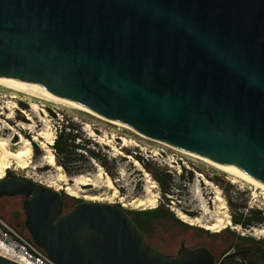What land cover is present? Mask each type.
Wrapping results in <instances>:
<instances>
[{
    "label": "water",
    "instance_id": "1",
    "mask_svg": "<svg viewBox=\"0 0 264 264\" xmlns=\"http://www.w3.org/2000/svg\"><path fill=\"white\" fill-rule=\"evenodd\" d=\"M0 80L264 183V0H0ZM15 197L55 264H216L204 246L154 247L116 204L65 212L51 187L0 180ZM0 264L19 255L0 246Z\"/></svg>",
    "mask_w": 264,
    "mask_h": 264
},
{
    "label": "rangeland",
    "instance_id": "2",
    "mask_svg": "<svg viewBox=\"0 0 264 264\" xmlns=\"http://www.w3.org/2000/svg\"><path fill=\"white\" fill-rule=\"evenodd\" d=\"M34 103L38 108L34 109ZM66 119L79 126L90 148L106 156V166L85 154L86 158L76 156L77 162L66 169L56 156V142L51 147L56 164L54 167L47 164V153L41 146L45 139L40 133L55 134L57 140ZM22 136L33 145L28 161L30 165L23 169L14 158L0 151V164L3 166L0 165V180L7 177L33 180L51 187L63 195L65 212L86 201L116 204L132 213L152 245L171 256L178 255L183 245L190 248L204 246L214 253L216 264L240 263L244 256L255 264H264V235L256 234V230L264 231V225L245 229L234 223V217L246 215L248 211H258L264 216V191L261 188L225 173L183 149L148 138L137 130L0 84V139L9 142L11 150L17 152L24 147ZM124 138L138 146L125 147ZM136 161L141 167L136 165ZM170 165L175 167V171ZM170 169L173 174L168 171ZM101 172L104 178L99 177ZM61 173L65 175L68 186L60 182ZM166 174L172 183H168V177H165L166 182L163 181ZM81 176L89 177L92 185L74 189L78 195L71 196L66 187H73ZM109 177L114 183L112 189L107 184ZM149 180L156 185L153 195L147 192ZM162 182L170 187L171 192L165 193ZM218 190L228 206L231 227L216 233L181 219L180 212L192 220L200 218L204 224H215L219 216L225 217L227 222L226 211L220 210V202L216 200ZM147 196L158 200L155 209L153 206L140 208L134 205L138 199H148ZM23 201V197L0 199V218L25 233L22 230L25 229Z\"/></svg>",
    "mask_w": 264,
    "mask_h": 264
},
{
    "label": "bare ground",
    "instance_id": "3",
    "mask_svg": "<svg viewBox=\"0 0 264 264\" xmlns=\"http://www.w3.org/2000/svg\"><path fill=\"white\" fill-rule=\"evenodd\" d=\"M0 84L8 87L9 89H13V90H15L17 92H21V93H24L26 95L33 96L35 98L44 99V100H47L49 102H54V103H56L58 105H67V106L69 105L66 102L58 99L55 96L46 94L44 92H41V91H39L37 89H34L32 87H29V86H25V85H21V84H17V83H12V82H6V81H3V80H0ZM69 106H72V105H69ZM33 107H34V109H36V108H38V105L36 103H34ZM75 108H77V107H75ZM80 110H82V109H80ZM86 112L90 113L92 115H95L96 117H100L101 119H104V120H106L108 122H111V123H114V124H118L120 126H124V127L131 128V129L135 130L134 128H132V127H130L128 125H125V124H122V123L107 119V118H105V117H103L101 115H98V114H95V113H92V112H89V111H86ZM40 136L44 137V139H45V141L41 142V146H42L43 150H45L46 153H47V155L45 157V160H46L48 165L54 167L55 164H56V158H55L54 153L52 152L51 147L56 142V135L55 134H49V133H46V132H41ZM22 143H23L24 147L22 149L18 150L17 152H13L11 150V148H10V143L0 139V151H2L6 155L11 156L12 158H14L18 162V164L20 165L21 168L27 169L29 167V165H30L28 161H29L30 156L32 155V146L33 145L31 143V141L26 140L23 136H22ZM166 144L171 145L169 143H166ZM132 145L138 146V144L135 143L134 141L129 140L128 138H124V146L125 147L126 146H132ZM171 146H174V145H171ZM187 152L191 156H193V157H195L197 159L203 160L206 163H209V164L213 165L214 167H216L217 169H219V170H221V171H223L225 173H230L231 175H234L236 178H239L242 181L245 180V181L251 183V185H254L257 188H261L264 191V183L262 181L258 180L257 178L253 177L251 174H249L244 169L238 168V167H233V166H228V165H225V164H221V163L215 162V161H213L211 159H208L206 157H203L201 155H198V154H195V153H192V152H189V151H187ZM136 165L141 167V164L138 161H136ZM4 166H6V163H5ZM7 166H9V165H7ZM1 167H3V166L1 165ZM102 172H101V174L99 176L100 178H104V175L102 174ZM146 176L150 179L148 173L146 174ZM59 180H60V182L65 183L66 186H68L67 185V179L65 178V175L63 173L60 174ZM90 182H92V180L89 177L81 176V177H79V178H77L75 180V185L73 187H70V186L66 187V191L71 196H77L78 193L74 189L80 190V186H85V185H90V184L92 185V183H90ZM206 182L209 184V182L207 180H206ZM107 184H108V187L110 189L114 188V183L112 182V179H110V177L108 178ZM148 184H150V186L148 187V191L147 192L149 193V195H153V190L156 189V185L154 184V182H151L150 180H149ZM115 196L117 197V194H115ZM147 197H149V196H147ZM216 200L220 202V206H219L220 210L221 211L222 210L226 211L225 212L227 214L226 217H227V219L229 218L227 220V222L224 219L225 217L219 216L215 224H204L202 222V219L198 218L196 220H192L188 215H186L185 213L180 212L179 214H180L181 219L191 221L192 225L199 224L200 227L204 228L207 231H214L216 233H220L222 231H225L227 228L232 226V222L230 220L229 214L227 213L228 206L226 205L225 200L222 198L221 193H220L219 190H218V193H217ZM157 201L158 200L152 196V197H149L146 200L138 199V200H136L134 202V205L137 206V207H140V208L141 207L153 206V209H155L156 208L155 205H156ZM256 234L257 235H260V234L264 235V231L256 230Z\"/></svg>",
    "mask_w": 264,
    "mask_h": 264
},
{
    "label": "trees",
    "instance_id": "4",
    "mask_svg": "<svg viewBox=\"0 0 264 264\" xmlns=\"http://www.w3.org/2000/svg\"><path fill=\"white\" fill-rule=\"evenodd\" d=\"M78 140L80 141L78 142ZM55 150L60 165H62L66 169L69 168V165L75 164L77 162L78 159L76 156H79L80 158H86L85 154L91 159L100 161L103 166L107 165L106 156L103 157L100 151L93 150L89 147V141L83 139V135L80 133L79 126H77L76 123L71 119H66L65 124L60 129V133L55 143ZM79 151H81V153H78ZM165 177H168V183H172L171 177L168 174L164 176L163 181L166 180ZM162 184L165 193L171 192L170 187H167L166 183L162 182ZM127 212L145 235L141 224L132 216V213H130L129 211ZM153 213L154 212H152L151 214ZM234 223L236 225H241L245 229H249L254 226L264 225V216L258 211H248L246 215L243 214L240 217H234ZM236 264L255 263L249 257L244 256L243 259H241L240 263Z\"/></svg>",
    "mask_w": 264,
    "mask_h": 264
},
{
    "label": "built area",
    "instance_id": "5",
    "mask_svg": "<svg viewBox=\"0 0 264 264\" xmlns=\"http://www.w3.org/2000/svg\"><path fill=\"white\" fill-rule=\"evenodd\" d=\"M160 155V154H159ZM159 162L163 164V162ZM175 171V167L170 165ZM181 167V166H180ZM168 170L171 174L173 170ZM177 170V169H176ZM178 171V170H177ZM0 246L19 255L20 264H55L29 235L22 233L0 218Z\"/></svg>",
    "mask_w": 264,
    "mask_h": 264
},
{
    "label": "flooded vegetation",
    "instance_id": "6",
    "mask_svg": "<svg viewBox=\"0 0 264 264\" xmlns=\"http://www.w3.org/2000/svg\"><path fill=\"white\" fill-rule=\"evenodd\" d=\"M25 225V224H24ZM25 233H28V231H27V229L25 228V229H22ZM145 238H146V236H145ZM146 240H147V238H146ZM147 242H149L150 243V241L149 240H147ZM151 244V243H150ZM154 246V245H153ZM155 247V246H154ZM157 248V247H156ZM159 249V248H158Z\"/></svg>",
    "mask_w": 264,
    "mask_h": 264
}]
</instances>
